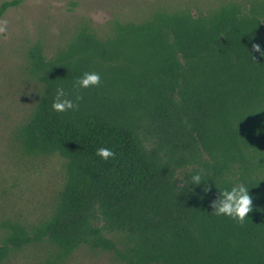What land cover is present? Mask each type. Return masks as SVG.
I'll use <instances>...</instances> for the list:
<instances>
[{
  "label": "trees",
  "instance_id": "obj_1",
  "mask_svg": "<svg viewBox=\"0 0 264 264\" xmlns=\"http://www.w3.org/2000/svg\"><path fill=\"white\" fill-rule=\"evenodd\" d=\"M23 1L4 0L0 19ZM261 52L264 0L162 3L101 28L85 18L51 52L25 47L18 75L33 95L9 142L61 159L64 175L37 221H2L0 264L27 251L33 264L83 251L113 264H264ZM85 72L100 83L79 88ZM58 88L78 107L53 110ZM241 183L243 222L216 215L220 191Z\"/></svg>",
  "mask_w": 264,
  "mask_h": 264
},
{
  "label": "rangeland",
  "instance_id": "obj_2",
  "mask_svg": "<svg viewBox=\"0 0 264 264\" xmlns=\"http://www.w3.org/2000/svg\"><path fill=\"white\" fill-rule=\"evenodd\" d=\"M4 0H0V5ZM218 0H24L0 19V225L8 218L32 223L49 209L64 175L57 157H22L10 144L12 129L26 115L33 87L18 75L23 49L38 41L51 52L82 19L101 28L114 17L132 18L162 4L211 5ZM2 235L0 229V237ZM24 252L11 264H33ZM67 264H113L105 255L79 252Z\"/></svg>",
  "mask_w": 264,
  "mask_h": 264
},
{
  "label": "clouds",
  "instance_id": "obj_3",
  "mask_svg": "<svg viewBox=\"0 0 264 264\" xmlns=\"http://www.w3.org/2000/svg\"><path fill=\"white\" fill-rule=\"evenodd\" d=\"M254 48L257 52L261 51L259 45H254ZM261 55L264 56V52H261ZM99 83L100 75L96 72H85L76 82L79 88H89L97 86ZM65 96L64 90L58 88L56 91V99L52 104L53 110L57 112H66L78 107L76 102L72 99L65 98ZM81 98L82 97L77 96L76 101H79ZM96 154L105 160L115 155L111 149L105 147L98 148ZM202 180L199 174H195L191 177V183L193 184H200ZM248 189L249 188L245 184L241 183L220 191L218 200L213 204L214 213L243 222L247 214L251 211L252 205V198Z\"/></svg>",
  "mask_w": 264,
  "mask_h": 264
}]
</instances>
